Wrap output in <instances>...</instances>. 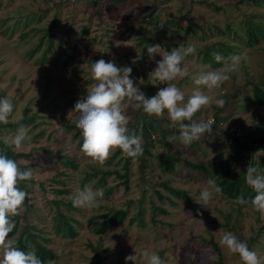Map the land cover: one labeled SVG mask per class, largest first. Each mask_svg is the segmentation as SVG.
Listing matches in <instances>:
<instances>
[{"label":"rangeland","instance_id":"obj_1","mask_svg":"<svg viewBox=\"0 0 264 264\" xmlns=\"http://www.w3.org/2000/svg\"><path fill=\"white\" fill-rule=\"evenodd\" d=\"M110 1L0 0V98H8L15 106L9 122L0 124V139L12 151L27 155L15 161L21 169L31 168L34 173L33 182L29 183V204L32 206H26V211L19 215V228L10 238L17 240L26 223L35 226L34 233L40 235L38 241L51 248L57 256L44 264H96V248L102 251L103 264H125V257L129 255H135V260L127 264H147L141 255L144 250L161 254L165 264H242L238 255L229 253L219 243L225 232H232L241 241L247 242L249 249L255 251L261 264H264V215L247 204L241 206L235 227L233 219L230 225H224L226 208L234 211L239 203L222 194H214L206 206L198 204L196 201L201 191L207 187V181L213 179L183 162L184 159L197 161L209 168L219 155L232 156L242 148L243 153L253 161L264 157V107L257 104L252 91L254 85L264 87V37L247 45L243 22L246 15L263 12L264 2ZM43 10L47 12L41 20L27 26L20 25L11 33L5 32L6 26L12 25L19 15H24L26 11L40 14ZM149 13L158 18L155 29L169 28L164 41L156 43L162 47L161 51L196 45L195 55L187 56L184 61L192 76L197 75L204 65H210L211 69L222 67L221 64L213 66L214 57L209 61L203 60L202 52L210 46H213V53L226 57L223 54L225 46L217 41L233 48L227 56L241 54L246 59L242 61L239 72L232 73L230 80L211 93L224 100L223 107L213 104L196 114L197 122L215 121L210 137L206 135L203 140L184 146L179 141L176 128L170 126L166 112L162 122L152 117L158 120V127L167 126L172 130L167 141L171 136L177 139L164 146L155 136L148 154L143 155L146 165L143 172L140 171V161L134 162L130 158L129 180L125 188L115 173L106 176L103 182L101 175L107 170L122 172L126 156L121 152L112 161H106L103 167L90 163L78 146L79 138L73 137L78 130L75 121L79 115L73 109L77 100L83 99L87 89L95 83L90 65L100 59L114 60L117 66L130 67L131 78L146 97L155 95L158 87L163 86L153 87L149 75L162 57L156 55L154 59H149L148 54L142 56L140 35L133 33V28H142L140 34L146 41L155 39L146 22L150 18L147 16ZM53 19L56 20L53 25V50L47 51L46 40H43L38 50L30 53L39 41L30 28L39 25L50 27ZM227 25L240 38L227 33ZM24 32L29 35L22 38ZM67 47L70 48V58H67L69 52L60 54V50ZM192 76L174 81L185 93V99L197 87ZM125 114L131 118L129 127L134 130L142 120L151 118L142 109L131 106L126 108ZM213 114L217 115V119ZM18 118L19 123L24 118L32 120L31 124L29 120L24 124L32 137L31 147L24 150H16L7 142L16 133ZM165 120L167 124H164ZM54 121L61 125L62 132ZM224 131L236 132L237 138L232 140L227 136L231 142L228 144L224 141ZM238 141L241 146L236 143ZM162 148L179 159L171 172L162 170L157 160ZM64 153L76 159L77 167H68L63 163ZM233 167L234 173L240 174L244 162L235 160ZM86 173H93L94 177L83 182ZM163 183L186 191L187 196L170 193ZM87 184L104 191L109 187L113 189L110 194H104L98 208L74 207L69 210L66 204H61L60 209L76 219L73 222L74 234L71 237L61 235L53 226L56 215L53 199L67 202ZM54 189H68L69 192L61 194ZM156 190L162 193V198ZM157 206L161 211L154 208ZM114 208H128L129 217L140 210L143 223L131 222L128 217L106 233L98 234L95 231L97 222ZM252 237L255 241L249 243ZM210 238L221 249V258L208 242L201 241ZM30 250L33 249L30 247Z\"/></svg>","mask_w":264,"mask_h":264},{"label":"clouds","instance_id":"obj_2","mask_svg":"<svg viewBox=\"0 0 264 264\" xmlns=\"http://www.w3.org/2000/svg\"><path fill=\"white\" fill-rule=\"evenodd\" d=\"M161 48L158 44L147 48L149 59H154L156 55L162 57L149 74L150 84L153 87L166 85L151 97H146L131 78L130 67L117 66L114 60L100 59L91 63L90 72L95 83L87 89L83 99L77 100L73 109L79 113L75 126L83 138L81 151L90 163L105 166L117 149L134 162L143 155L142 134H137L129 127L131 118L125 114L129 106L142 109L147 116L155 118H163L166 112L170 126L179 129V141L184 146H190L203 140L206 135H212L215 121L209 119L197 122L196 114L213 104L223 107L224 100L211 93L230 80L232 73L240 71L241 63L246 57L241 54L225 57L220 53H213L214 60L222 67L211 69L210 65H204L197 75L192 76L184 61L187 56L195 55V44L170 51H161ZM189 76H192L197 87L185 99V93L174 81ZM140 83L143 84L142 79ZM14 107L8 98H0V124L9 122ZM17 123L19 126L16 133L7 142L16 150L30 148L32 137L27 126L19 123V118ZM57 128L60 132L63 131L61 125L57 124ZM176 139L177 137L171 136L168 143ZM161 152H166V149L162 148ZM244 172L247 184L255 192L250 203L255 211L264 215V174L254 166H247ZM33 174L31 168L21 169L14 159L0 153V264H43L35 250H22L9 235L15 228L13 218L26 211L25 200L29 193L20 184L30 180ZM214 194H222V188L214 180H208L207 187L201 191L196 202L206 206ZM103 197V188L94 189L91 184H87L76 192L72 203L74 207L93 209L99 207V201ZM238 202L249 203L243 197H238ZM219 243L229 253L238 255L242 264H261L258 254L250 250L247 242L241 241L234 233L225 232ZM141 255L147 264H165L155 252L144 250ZM134 260L135 255H129L125 257V264Z\"/></svg>","mask_w":264,"mask_h":264},{"label":"trees","instance_id":"obj_3","mask_svg":"<svg viewBox=\"0 0 264 264\" xmlns=\"http://www.w3.org/2000/svg\"><path fill=\"white\" fill-rule=\"evenodd\" d=\"M118 0H111V3H116ZM120 1V0H119ZM256 4H259L260 2H264V0H251ZM153 7V6H152ZM150 6V8H152ZM153 9V8H152ZM47 12V10H43V13H37V12H30L26 13L24 15H19L16 19H14V22L12 25H7L5 32L11 33L20 25L27 26L30 23L36 22L35 20H41L44 16V14ZM148 17H150L146 22L149 24V30H151V33L156 36L155 39H152L150 41H146L144 36L141 35L142 33V28H133V33H137L140 35L139 42L141 43V52L142 56H145L147 54V48L151 45L156 44L157 42H163L164 39L166 38V31H169V28L165 26L164 28L161 29H155L154 25L158 22V18L156 16L151 15L150 13L147 14ZM55 19L51 21L50 27L39 25V26H33L30 28V32L33 35H37L39 38V41L36 44V47L31 49L30 53H34L38 48L41 46L43 43V40H46L47 43V51H52L54 46H53V25L55 26ZM143 21V20H142ZM141 21V22H142ZM140 22V21H139ZM244 30L247 35L246 39V44L251 45L253 42H258L260 37H264V11L260 13H251L249 15H246L244 17ZM232 35V37H239L240 36L237 34L236 31L232 30L230 25H227V33ZM39 34V35H38ZM29 33H22L21 37L24 38L28 36ZM20 37V38H21ZM221 46H225L226 50L224 51V55H228L230 51H233V48L230 45H225L224 42L222 41H217ZM61 43V42H59ZM227 44V43H226ZM243 47V46H242ZM70 48H65L60 50V54H65L69 52ZM213 46H210L206 49H204L203 53V60L204 61H209L210 59L213 58ZM228 51V52H227ZM217 53V52H216ZM70 52L68 53V57L70 58L71 55H69ZM215 61V64L213 66H219ZM137 77V76H136ZM146 79V84L149 86V83L147 81V76L145 75ZM162 87H166V85H163ZM158 87V88H162ZM253 94L255 97V100L257 104L261 105L264 107V87H260V85H254L253 86ZM214 115V114H213ZM214 118L217 119V115H214ZM26 120H31V118H24L20 123L22 124H27ZM162 122L164 120L163 118H159ZM154 118H149L147 120H142L141 123L137 126L135 131L137 134H142V139H143V155L148 154V148L153 146V140L157 136L159 142H162L164 146H167L168 141L167 137L169 135H172L171 129H169L167 126L165 127H158L156 125V121ZM207 120V119H206ZM32 122H30L31 124ZM164 124H167L166 120ZM175 130V129H174ZM177 130V135H179V129L176 128ZM236 133V132H235ZM234 132L232 133H227L224 131V141L229 143L228 137L231 138L232 140H235L237 136L235 135ZM228 136V137H227ZM74 138H79L78 139V146L81 147L83 138L81 136V132L78 129L74 134ZM239 145L241 144L239 141L236 142ZM226 144V143H225ZM229 146V145H227ZM241 146V145H240ZM239 146V147H240ZM238 147V148H239ZM170 148L168 147V150ZM243 148L242 150H237V154L235 155H229L227 157L223 155H219L216 159L213 160L211 167L207 168L206 166L202 165L201 163L197 161H189L187 159H184V164L188 167H190L193 170L199 171L201 173H206L210 178H212L215 183L222 188V195L227 197L228 199L231 200H236L238 202V197H243L245 200L249 201V205L251 204L250 201L251 199L255 196V192L253 189L247 184L246 179H245V170L247 166H254L258 169V171L261 174H264V157L261 158L258 161H253L249 159L244 153H243ZM0 153H5L7 156L11 159L17 160L21 156H27L22 152H14L12 151L11 147L8 146L4 141L0 139ZM121 151L117 149L112 157L107 160V162H110L113 160V158L117 157L118 154H120ZM167 154V155H166ZM143 155L139 157L140 161V171L143 172L145 169V163L143 159ZM62 157L64 158L63 163L68 166V167H77L76 159L74 157H71L68 155V153L62 154ZM157 160L159 161V164L164 171H172L174 169L175 164L179 161L177 157L171 156L169 152L166 153H159L157 154ZM235 160H242L244 162V167L243 170L240 172V174L234 173V167L233 164ZM129 161L130 158L125 157V162H124V169L122 172L114 170V171H104V173L101 175V182H103L106 179V176L111 175L112 173H115L118 178H120L122 184L127 188L128 186V180H129ZM87 174V173H86ZM94 177V174L92 173L85 175L83 182H85L87 179ZM33 182V178L30 180L21 182L20 187L25 190L27 193L31 192L30 185L29 183ZM58 182L63 183L61 180ZM163 186L172 194L174 195H184L187 196L186 191L181 190L179 188H174L171 186H168L166 183H163ZM113 187H109L104 191V194H110L112 191ZM56 193H68V189H54ZM160 198H162V193L159 190L155 191ZM72 198L69 199V201L65 202L63 199H53V202L56 205V215L54 216V228L58 231V233H61V235H67L71 237L74 234V225L73 222H76V219L72 217L70 213H64L60 209L61 204H66L67 208L69 210L75 209L72 203ZM30 197H26L25 200V207L26 206H32L31 203L29 204ZM239 203V202H238ZM141 203H139L140 205ZM247 206V204H240L238 205V208L232 211V209H229V207L226 208L224 217L226 222L224 225L228 226L232 221L234 222V227L238 223L239 219V214L241 210V206ZM154 208H158L157 210L161 211V209L157 206ZM129 209L128 208H114L110 209L107 214L103 216L102 221H98L95 227V231L98 234H104L111 228H113L115 225L118 223L123 222L125 219L129 217ZM141 211L136 210L134 214L129 217V220L131 222L137 221L139 224L143 223L142 216L140 215ZM14 222H15V228L12 233H10V236H13L14 233L17 231L19 228V221H20V216L14 217ZM233 219V220H232ZM232 220V221H231ZM35 226L29 225V223H26L25 225L22 226V229L20 230L19 236L17 238V245L22 249V250H30V247L35 250L36 254L40 257V259L43 261V264L47 261H53L56 259V254L55 252L51 249L43 245L38 241V238H40V235L34 233ZM262 230L264 231V227H262ZM262 231V232H263ZM42 238V237H41ZM44 239V238H42ZM45 240V239H44ZM204 243L210 244V246L214 249V251L217 253L218 257L221 258V249L219 248L218 244L216 241H214L213 238L210 239H201ZM255 239L252 237L249 241L254 242ZM101 250L96 248L95 249V262L96 264H103V258L101 257ZM160 257L162 258L161 254ZM221 264V263H220Z\"/></svg>","mask_w":264,"mask_h":264}]
</instances>
